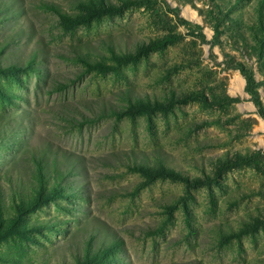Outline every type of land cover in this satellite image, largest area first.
<instances>
[{"label":"rangeland","instance_id":"rangeland-1","mask_svg":"<svg viewBox=\"0 0 264 264\" xmlns=\"http://www.w3.org/2000/svg\"><path fill=\"white\" fill-rule=\"evenodd\" d=\"M0 264H264V0H0Z\"/></svg>","mask_w":264,"mask_h":264},{"label":"trees","instance_id":"trees-1","mask_svg":"<svg viewBox=\"0 0 264 264\" xmlns=\"http://www.w3.org/2000/svg\"><path fill=\"white\" fill-rule=\"evenodd\" d=\"M171 42H172V39L170 37H166V38L160 39V40L155 41L152 44H150L149 49H151V50L152 49H160V48L165 47L167 44H169ZM191 98H192L191 96H187V97H184L183 100H187V99H191ZM50 196H52V195H50Z\"/></svg>","mask_w":264,"mask_h":264}]
</instances>
